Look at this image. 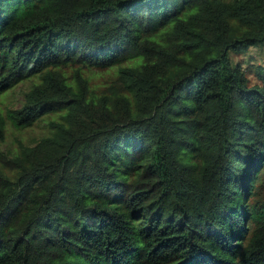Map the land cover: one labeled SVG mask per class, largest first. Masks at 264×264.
Here are the masks:
<instances>
[{
  "label": "trees",
  "instance_id": "16d2710c",
  "mask_svg": "<svg viewBox=\"0 0 264 264\" xmlns=\"http://www.w3.org/2000/svg\"><path fill=\"white\" fill-rule=\"evenodd\" d=\"M260 43L264 0H0V137L51 118L0 154V264H264Z\"/></svg>",
  "mask_w": 264,
  "mask_h": 264
},
{
  "label": "rangeland",
  "instance_id": "374dc122",
  "mask_svg": "<svg viewBox=\"0 0 264 264\" xmlns=\"http://www.w3.org/2000/svg\"><path fill=\"white\" fill-rule=\"evenodd\" d=\"M233 58L234 60L242 61L244 64L243 68L250 79L255 83H259L258 67H264V43L253 46L239 54H233ZM91 71L94 72V75L98 73L95 77H92L93 80L94 78H104L111 72L98 69ZM102 80L104 79L100 81ZM29 88L30 81L26 80L2 93L0 95V110L5 114L7 108L20 106L24 99V93ZM50 119H42L28 127H18L7 119L4 135L0 137V154L6 153L12 157V155L20 153L24 148L34 146L40 139L49 134L48 121Z\"/></svg>",
  "mask_w": 264,
  "mask_h": 264
}]
</instances>
